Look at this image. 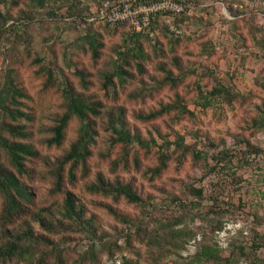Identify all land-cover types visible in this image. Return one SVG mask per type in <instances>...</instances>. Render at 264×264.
<instances>
[{
  "label": "trees",
  "instance_id": "16d2710c",
  "mask_svg": "<svg viewBox=\"0 0 264 264\" xmlns=\"http://www.w3.org/2000/svg\"><path fill=\"white\" fill-rule=\"evenodd\" d=\"M91 1L88 9L83 10L78 7L79 0H0L1 56L6 53L7 57L9 54L13 57L10 53L12 36L15 46L19 45L22 39H27L23 33L30 25L48 19L85 29L83 37L87 47L84 53H91L93 63L103 55L112 60L109 68L103 70L99 94L90 93L93 79L87 66L74 63V60L69 62V68H72L78 84L57 64L52 62L49 66L39 54H35L30 65L38 66L35 74L43 79L37 92L25 83L23 73L13 63L0 72V264H100L104 253L111 261L116 252L134 248L135 240L146 245L135 248L136 253L144 257L145 262L139 264H264V231L258 229L264 225V217L259 215L257 206L244 212L246 224L228 237L227 250L224 251L215 234L224 229L228 221L226 216L237 214L239 210L242 212L245 203L240 201L234 207L231 202L227 204L218 200L219 195H208L205 187L194 184L185 186V196L177 191H167V199L159 203L151 193L139 191L130 181L118 176L108 178L102 171L92 172L89 159L93 156L95 135L99 133L97 125L104 120L111 131L112 145L121 144L124 152V157L113 161L112 171H123V168L130 172L135 168L151 181L169 171L173 153L182 149L176 158L178 165L187 153L203 160L210 155L215 165L209 166V171L234 167L230 171L229 183L240 189L242 175L237 174V169L264 155V147L252 141L254 135L250 132L237 138V144L234 142L232 148L226 147L224 138L220 142L206 138L205 146L214 147L215 152L210 154L198 146L204 142L201 138L188 143L185 134L177 133L173 126L162 132L155 119L174 111L193 114L186 99L175 89L180 83L174 77V68L183 74V79L192 70L186 69L183 58L175 51L169 61L156 60L163 77L155 80L154 88L158 92L167 83L174 87V97L170 101L160 99L156 108L133 113L138 120L149 121L160 139L152 133L143 135L136 124L130 123L127 109L117 100L121 91L140 78L139 73L146 72L148 64L154 61L145 48L144 41L150 40L149 31H146L161 28L166 35L177 36L169 32L161 14L153 18L150 27L142 30L131 29L126 22L90 21L102 0ZM12 9H18L20 14L12 15ZM190 13L176 15V24L183 28V23L191 17ZM234 13L247 15L241 9L234 10ZM255 13L252 12V19H255ZM251 25L252 34L256 35L258 31H255L253 22ZM95 26L104 27L107 35L121 30V38L117 40L110 36L107 41L105 34L98 36L93 29ZM124 26L131 30L120 29ZM261 29L264 32V26ZM173 39L178 43L182 40L189 43L193 36L186 33L183 39ZM261 44L264 48V37ZM155 46L156 51L162 49L160 44ZM33 53L34 50H29L28 56L32 57ZM260 85L264 88V82ZM56 91L61 95V105L53 107L51 97H55ZM198 91V104L204 109L218 98L228 104L246 102L241 91L221 79L205 92L201 86ZM141 92L136 89L130 94L131 98L136 99ZM74 120L79 124L75 129L72 128ZM252 127L264 129V102L256 104L248 131ZM66 142H69L67 147ZM135 142L137 146L132 148ZM132 149L134 152L130 154ZM154 154L156 163L141 169L143 159ZM99 155L103 159L109 157L104 150ZM237 158L235 166L231 162ZM34 182L43 184L45 198L37 200L32 190ZM78 186L92 195L96 206L106 208L111 216L126 224V230L117 236L104 231L95 215L90 214L87 202L73 190ZM192 194L195 197H190ZM101 197L115 203L123 198L130 204L140 205L141 213L133 216ZM206 197L213 201L210 200L208 210H195ZM50 198L52 203L44 206L43 203ZM198 221L201 222L199 226L196 225ZM198 233L202 234L200 239ZM192 239L196 241V250L183 256L181 249H186ZM113 264L136 263L124 256L122 261Z\"/></svg>",
  "mask_w": 264,
  "mask_h": 264
},
{
  "label": "rangeland",
  "instance_id": "374dc122",
  "mask_svg": "<svg viewBox=\"0 0 264 264\" xmlns=\"http://www.w3.org/2000/svg\"><path fill=\"white\" fill-rule=\"evenodd\" d=\"M79 1L78 7L83 10H87L92 3L91 0ZM190 5L192 9H190L191 13L188 15L191 17L183 23V28L185 35L187 33L193 36V41L188 40L190 42L187 43L186 40H182L181 43H178L173 38L180 39V37L166 35V32H163L161 28L147 30V33L149 31L150 40L144 41V44L154 61L152 64H148L146 72L139 73L140 78L132 81L121 91L117 100L118 103L127 109V117L130 123L136 124L143 135L148 136L149 133H152L157 139H160L156 128H153L149 121L142 122L135 118L133 113L144 108L150 110L158 107L160 99L170 101L174 97L176 89L186 99V103H188V107L193 114L183 115L179 111H174L164 117L155 119L154 122L158 123L157 126L161 128L162 132L170 130V127L173 126L177 133L185 134L188 143H193L196 139L201 138L204 142L198 146L203 150H208L210 154L215 151L214 147L205 146L206 138H211L216 142H220L224 138L227 143L226 147L232 148L234 142L237 144V138H241L243 133L247 135L250 132L254 135L252 141L264 147V129L258 130L253 127L251 131L247 129L252 116L255 115L256 104L264 102V88L260 85L264 82V48L261 46L264 37V32L261 29L264 26V0H190ZM237 9H241L247 15L234 13V10ZM255 11V19H252V12ZM10 12L15 16L20 14L18 9H12ZM42 16L44 15L40 17ZM251 22L254 24L255 31H258L256 35L252 34ZM93 29L98 33V36L100 33L105 34V40L107 41L110 36L117 40L121 38V30L110 32L112 34L107 35L104 27L95 26ZM120 29L128 32L133 28L130 29L124 26ZM26 30L27 32L23 34L27 36V39H22L19 45L15 46L13 36L10 40L13 46L10 53L14 58L10 54L8 57L6 53L2 56L0 54V72L10 62L13 63V66L20 68L25 83L30 86L33 92H37L41 88L43 79L35 74V69L38 66L35 64L30 65L32 59L36 57L35 54H39L49 66L52 65V62L57 64L62 72H65L71 80L78 84V79H75L72 74V68H69V62L74 60V63L80 65L84 63L92 73L91 78L93 80L90 93L99 94L102 91L103 70L109 68V63L112 60L109 59L110 57L103 55V58L97 63H93L91 53H84V48L87 47L83 37L85 29L75 28L61 21L54 22L44 19L36 21ZM185 35L181 36L182 39L185 38ZM155 44H160L162 49L156 51L157 46ZM31 49L34 50V53L32 57H29L28 51ZM174 51L183 58L186 69L192 71L184 75L183 79V74L174 68V77L180 83L179 86L173 89V86L166 83L167 86L161 87L158 92H155V80L163 77L162 72L159 71L156 65V60L161 58L169 61L171 60L170 55ZM217 79H221L241 91L246 102L234 101L233 104H228L223 103L222 99L218 98L210 107L204 109L203 106L198 104L200 101L198 88L201 86L205 92L217 83ZM136 89L137 91L142 90V92L138 94L136 99H133L130 94L135 93ZM145 91L146 96L143 97ZM60 97L61 95L59 96L57 91L55 97H51V101L54 103L53 107L58 104L61 105ZM78 125L76 120L72 122V128L75 129ZM97 128L99 133L95 135V142L92 147L93 156L89 159L93 173L102 171L108 178L118 176L121 179L130 181L139 191L151 193L152 197L159 203L167 199V191H177L185 196V186L190 184L205 187L208 195L211 193L217 194L219 195L218 200L227 204L231 202L234 207H237L240 201L245 203L246 206L242 212L239 210L237 214L226 216L228 221L224 229L215 234V238L224 251L227 250L228 237L246 224L244 215L249 212V209L257 206L259 215L264 217V155L255 157L251 161L252 164L246 163V165L244 164L237 169V174L242 175L240 189L232 187V184L229 183L231 179L230 171L232 172L234 167L226 169L219 167L216 170L209 171V166L215 165V161L212 160L210 155L207 157L208 159L203 160L197 159L192 153H187L181 165H178L176 158L178 154L182 153V149H176V152L173 153L169 161L171 166L169 171L163 173L158 179L151 181L144 178L142 172L135 168L130 172L123 168V171L113 172V161L124 157L123 146L121 144L112 145L111 131L107 128L106 120L99 122ZM68 145L69 142H66L65 146ZM135 146H137L136 142L131 147L134 148ZM103 150L109 153L107 159H103L99 155ZM133 152L134 149L130 151V154ZM156 160L155 154L151 155L149 159H143L141 169L146 168L148 164H155ZM237 162L238 158L231 163L236 166ZM42 185V183L39 185V182L32 184V190L37 200L42 197L45 198ZM73 190L87 202L90 214L95 215L104 231L112 236H117L126 230V224L111 216L106 208L94 204L91 194L84 191L80 186L74 187ZM190 197L195 196L192 194ZM209 198L206 197L201 205L195 207V210L207 211L212 201ZM101 199L111 201L109 204L119 207L133 216H139L141 213L140 205L130 204L123 198H120L117 203L106 197H101ZM49 203H52L51 198L46 199L43 205L48 206ZM200 224L201 222H196V225L199 226ZM258 229L264 231V225L258 227ZM201 237L202 234L198 233L197 238L200 239ZM123 242L124 238L121 240V243ZM145 246L141 241L135 240L134 248L129 247V249H124L122 252H116L115 258L111 261L104 253L100 264H113L115 261H122L124 256L136 264L145 262L144 257L139 256L135 250V248ZM185 248L181 249L183 256L194 253L196 250L195 239H192ZM160 264L164 263L160 262Z\"/></svg>",
  "mask_w": 264,
  "mask_h": 264
},
{
  "label": "built area",
  "instance_id": "2783aa9c",
  "mask_svg": "<svg viewBox=\"0 0 264 264\" xmlns=\"http://www.w3.org/2000/svg\"><path fill=\"white\" fill-rule=\"evenodd\" d=\"M190 9L189 0H102L89 20L111 24L126 22L133 29L142 30L150 27L153 18L161 14L169 32L181 37L185 30L176 24V15Z\"/></svg>",
  "mask_w": 264,
  "mask_h": 264
}]
</instances>
